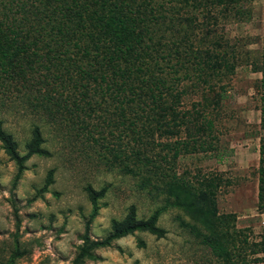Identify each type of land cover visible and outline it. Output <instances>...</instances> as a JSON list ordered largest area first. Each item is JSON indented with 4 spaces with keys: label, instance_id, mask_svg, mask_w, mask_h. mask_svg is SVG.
Returning <instances> with one entry per match:
<instances>
[{
    "label": "rangeland",
    "instance_id": "rangeland-1",
    "mask_svg": "<svg viewBox=\"0 0 264 264\" xmlns=\"http://www.w3.org/2000/svg\"><path fill=\"white\" fill-rule=\"evenodd\" d=\"M158 1L165 21L146 39L148 54L174 48L173 41L187 53L157 56V65L151 59L149 77L164 80L156 101L177 96L179 115L199 130L191 138L187 123L168 134L149 107L156 101L145 97L122 115L113 92H94L95 82H85L66 56L54 63L67 71L40 66L26 84L6 91L0 106L1 125L20 155L35 125L47 152L27 158L12 185L16 165L0 142V264H69L91 211L87 186L106 187L96 201L92 238L106 235L131 205L137 218L159 209L156 224L165 233L135 230L97 248L98 258L83 264H264V0H239L245 11L236 15L215 0ZM215 55L231 67H211ZM174 147H180L177 156ZM181 178L201 191L197 204L211 211L225 255L203 242L202 217L175 204L169 188Z\"/></svg>",
    "mask_w": 264,
    "mask_h": 264
},
{
    "label": "trees",
    "instance_id": "trees-1",
    "mask_svg": "<svg viewBox=\"0 0 264 264\" xmlns=\"http://www.w3.org/2000/svg\"><path fill=\"white\" fill-rule=\"evenodd\" d=\"M219 3L226 4L227 10L231 9L235 15L244 10L239 0H215L213 5ZM162 8L163 4L158 0L154 2L151 0H0V106L5 103L6 91L17 84H26L40 66L46 69L51 66L64 67L54 63V60L60 56H66L71 60L73 69L85 78V82L88 80L95 82L94 92L112 91V97L115 98L122 115L133 102L140 107L142 102L139 103L137 99L141 97L150 98L153 102L157 98L161 99V93L156 95L155 91L159 90L160 86H164V80L156 79L153 82L149 77L151 59L156 58L154 64L157 65V56L165 59L172 54L181 56L187 53L173 41L174 48L163 53L158 51L154 53L155 55L148 54L147 49L150 47L152 49L148 43L154 37L151 36L152 29L156 28L153 33H158L165 21ZM171 26L174 27L173 23ZM147 38L150 39L149 42L146 41ZM202 53L197 54L198 61ZM71 54L77 58L71 57ZM208 56L212 55L208 54ZM193 57H195L194 53ZM201 61L204 62V59ZM212 62L211 67L215 64L216 69L221 68L220 66L226 69L232 65L226 58L216 55ZM64 68L66 71L71 69ZM216 74L218 73H213ZM175 99L177 96L173 94L170 103L162 98L161 102L156 101L153 106H149L155 113L159 127L162 125L168 127L165 130L168 134H176L175 127L189 122L179 115L175 108ZM260 112L263 120L264 107L260 108ZM166 114H170L169 119L165 118ZM1 124L0 119V142L16 165L12 179V185H15L24 169L25 160L33 154L47 152L41 147L42 136L37 125L31 130L25 154L20 155L12 134L5 131ZM206 124L209 125L208 127L212 126L211 120H206ZM188 125L189 123L186 125L187 134H192L191 138H194L193 134L196 133L195 130H199V126L194 125L195 130L191 131ZM171 126H174V129H170ZM182 146L186 148L187 143L182 142ZM179 150L180 147H174L173 156H177ZM136 151L133 150V153ZM136 156H139L136 159L137 163L140 160L139 164H143L139 151L136 152ZM259 161L262 163V159ZM263 168L260 165V173ZM51 172L50 169L47 173L48 181ZM259 180L261 181V176ZM190 182L188 179H175L174 186L169 188V192L176 199L175 204L183 207L192 217H202L205 228H208L206 233H201L203 242L209 244L217 255H225L218 233L212 228L213 223L209 222L211 211H205V208L197 204V199L202 193L194 191ZM262 187L259 185V205L262 204ZM105 191L106 187L100 189L86 187L91 211L84 221V229L79 236L81 242L69 264H83L87 260L97 259L98 256L94 253L97 248L110 246L114 239L135 230L149 231L158 237L165 233V229L156 224L159 209L153 211L147 218H137L135 208L131 205L123 219L112 221L111 229L106 235L102 238H92L89 229L97 213L96 201ZM189 226L197 230L194 224ZM15 252L19 254L18 249Z\"/></svg>",
    "mask_w": 264,
    "mask_h": 264
}]
</instances>
